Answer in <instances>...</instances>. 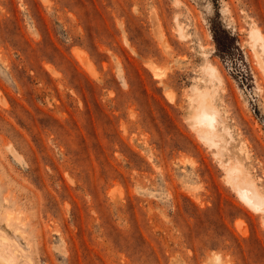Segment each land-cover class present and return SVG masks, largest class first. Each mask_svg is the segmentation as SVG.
<instances>
[{
  "label": "rangeland",
  "instance_id": "obj_1",
  "mask_svg": "<svg viewBox=\"0 0 264 264\" xmlns=\"http://www.w3.org/2000/svg\"><path fill=\"white\" fill-rule=\"evenodd\" d=\"M262 41L264 0H0L14 264H264Z\"/></svg>",
  "mask_w": 264,
  "mask_h": 264
},
{
  "label": "bare ground",
  "instance_id": "obj_2",
  "mask_svg": "<svg viewBox=\"0 0 264 264\" xmlns=\"http://www.w3.org/2000/svg\"><path fill=\"white\" fill-rule=\"evenodd\" d=\"M181 32V31H180ZM181 34H183V33H181ZM253 34V35H252ZM251 35L253 36V37H255L256 39H262L263 40V36H262V34L260 33V30H258V28H256V29H253V32L251 33ZM263 42V41H262ZM264 43V42H263ZM263 46V48H264V44L262 45ZM258 56H259V54H258ZM84 57V56H83ZM260 57V56H259ZM258 57V58H259ZM261 58V57H260ZM86 59V58H85ZM84 59V60H85ZM262 59V58H261ZM263 60H261V65H263L264 66V63L262 62ZM214 105V104H213ZM200 121H203L204 122V125H205V123H207L208 125L213 121V119H214V114H213V112L211 111V110H209L208 112H207V110H205V109H203V113L199 116V118H198ZM215 120V119H214ZM214 122V121H213ZM208 125L206 126V127H208ZM210 125H212V123L210 124ZM209 125V126H210ZM216 125V124H215ZM213 127H214V125H212ZM205 127V128H206ZM217 128V127H216ZM201 129V128H200ZM203 129H204V127H203ZM203 129L201 130V131H203ZM207 129H209V127L207 128ZM211 130V129H210ZM214 130H216V129H214ZM206 132H207V130H206ZM213 133H211L210 135H212ZM212 137V136H211ZM240 167V166H239ZM240 170H241V168H240ZM248 177V176H247ZM249 180V179H248ZM242 181H243V179H242ZM250 181V180H249ZM238 182H240V180L238 181ZM248 183V182H247ZM249 184V183H248ZM251 184V183H250ZM247 188V187H246ZM252 189V187L250 186L249 187V189ZM257 188V187H256ZM257 191V190H256ZM261 195V194H260ZM260 197V196H259ZM261 197H263L262 195H261ZM261 197H260V199H259V201L261 200ZM263 200V199H262ZM259 201H257L258 203H260ZM264 201V200H263ZM251 202V201H250ZM252 203H254L253 201H252ZM262 203V202H261ZM255 204V203H254ZM264 204V203H263ZM1 239V238H0ZM4 239V238H3ZM7 238H5V240H6ZM5 243H6V241H5ZM8 243V242H7ZM3 243L1 242V245H0V264H14V262H13V255L11 254V252H9V248H6V245L5 244H3V245H5V248L3 247V245H2ZM9 249V250H8ZM13 253V252H12ZM17 258V257H16ZM15 257H14V261H15V259H16ZM17 260V259H16Z\"/></svg>",
  "mask_w": 264,
  "mask_h": 264
}]
</instances>
